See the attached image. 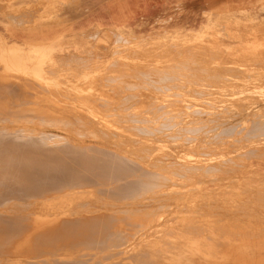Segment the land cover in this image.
Listing matches in <instances>:
<instances>
[{
	"label": "rangeland",
	"instance_id": "1",
	"mask_svg": "<svg viewBox=\"0 0 264 264\" xmlns=\"http://www.w3.org/2000/svg\"><path fill=\"white\" fill-rule=\"evenodd\" d=\"M244 2L248 10L234 7L226 12L222 6L203 13L197 28L183 23L170 28L167 21L160 20L153 33L144 34L99 21L93 15L94 0H0V19L5 20L0 27L6 26L7 33L13 26L20 30L40 26L43 31L53 26L68 40L54 38L42 44H51L54 60L43 65V81L12 74L0 65V144L32 145L37 151L32 154H50L37 164L21 160L23 170L18 171L24 177L11 174L17 179L4 169L15 161L11 153L6 158L0 154L5 159L0 158L1 174H7H0V184L7 182L0 185L4 189L0 194L13 189L0 199V218L13 219L16 228L23 225L18 227L20 231L10 227L20 236L0 241V264H77L78 260L79 264H264V4L259 3L264 0ZM22 41L19 46L23 49L28 43L39 45ZM44 145L53 152L44 155ZM68 162L74 164L72 170L65 168ZM49 171L64 175L57 176V184L48 183L52 187L40 189L47 187L42 179L49 178ZM89 173L95 174L90 177ZM9 176L17 181L11 183ZM13 193V201L6 199ZM44 228L57 234L52 232L51 237Z\"/></svg>",
	"mask_w": 264,
	"mask_h": 264
},
{
	"label": "bare ground",
	"instance_id": "2",
	"mask_svg": "<svg viewBox=\"0 0 264 264\" xmlns=\"http://www.w3.org/2000/svg\"><path fill=\"white\" fill-rule=\"evenodd\" d=\"M15 21V20H14ZM15 23H17V22H15ZM18 25V24H17ZM4 29H5V27L6 26H2ZM7 28V27H6ZM4 37V36H3ZM6 39H0V65H1V69L2 70H8L9 72L11 71V73L13 74V73H15V74H17V75H22V76H25V77H30V78H35V79H37V80H40V81H43V80H45L46 79V76L42 73L45 69H46V67H44L43 65L44 64H46V63H52L54 60H53V58H52V56H51V52L53 51V47L51 48V44H49V45H38V46H34V45H31V44H27L26 46V49H23V48H21V46H19L18 44H16V43H14L13 41H11L10 43H8V42H6L5 41ZM10 41V40H9ZM16 42V41H15ZM21 42H23L22 40H21ZM44 44V43H43ZM62 47V46H61ZM69 48V47H68ZM57 62V61H56ZM8 74V73H7ZM6 77V76H5ZM8 77V76H7ZM24 77V78H25ZM15 78H17V77H15ZM21 78V77H20ZM8 79V78H7ZM18 79V78H17ZM9 80V79H8ZM14 80V79H13ZM185 87V86H184ZM187 87V86H186ZM196 92V91H195ZM204 92V91H203ZM202 92V93H203ZM194 93V92H193ZM144 95V94H143ZM201 96V95H200ZM212 100V99H211ZM147 102V101H146ZM156 102V101H155ZM205 103V102H204ZM161 105V104H160ZM82 108V107H81ZM155 108V107H154ZM157 108V107H156ZM172 109V108H171ZM46 110V109H45ZM188 113V112H187ZM202 113V112H201ZM212 113V112H211ZM256 113V112H255ZM165 114V113H164ZM194 114V113H193ZM215 115V114H214ZM134 116V115H133ZM237 116V115H236ZM247 116V115H246ZM5 117V116H4ZM130 117V116H129ZM175 117V116H174ZM128 118V117H127ZM170 118V117H169ZM11 119V118H10ZM13 119V118H12ZM11 119V120H12ZM224 119V118H223ZM0 120H2V119H0ZM4 120V119H3ZM8 120V119H7ZM20 120V119H19ZM171 120V119H170ZM205 120V119H204ZM121 121V120H120ZM123 121V120H122ZM132 121V120H131ZM146 121H147V119H146ZM208 121V120H207ZM212 121H214V120H212ZM14 122H15V120H14ZM18 122V121H17ZM38 122V121H37ZM191 122V121H190ZM256 122H257V120H256ZM19 123V122H18ZM155 123V122H154ZM165 123V122H164ZM192 123V122H191ZM224 123V122H223ZM237 123V122H236ZM242 123V122H241ZM46 124V123H45ZM53 124H55V123H53ZM84 124V123H83ZM117 124V123H116ZM152 124V123H151ZM256 124V123H255ZM12 125V124H11ZM93 125V124H92ZM175 125V124H174ZM190 125V124H189ZM215 125H217V124H215ZM20 126V125H19ZM46 126V125H45ZM64 126V125H63ZM81 126V125H80ZM96 126V125H95ZM159 126V125H158ZM231 126V125H230ZM30 127V126H29ZM78 127V126H77ZM83 127V126H82ZM89 127V126H88ZM91 127V126H90ZM120 127V126H119ZM134 127V126H133ZM142 127V126H141ZM204 127V126H203ZM255 127V126H254ZM74 128V127H73ZM72 128V129H73ZM86 128V127H85ZM98 128V127H97ZM136 128V127H135ZM144 128V127H143ZM160 128V127H159ZM213 128V127H212ZM229 128V127H228ZM236 128V127H235ZM26 129V128H25ZM78 129V128H77ZM76 129V130H77ZM81 129V128H80ZM132 129V128H131ZM137 129V128H136ZM150 129V128H149ZM164 129V128H163ZM195 129V128H194ZM216 129V128H215ZM7 130V129H6ZM5 130V131H6ZM29 130H32V129H29ZM94 130V129H93ZM134 130V129H133ZM144 130H145V128H144ZM179 130V129H178ZM224 130H225V128H224ZM0 131H2V130H0ZM14 131V130H13ZM16 131V130H15ZM22 131V130H21ZM26 131V130H25ZM105 131V130H104ZM143 131V130H142ZM199 131V130H198ZM197 131V132H198ZM263 131V130H262ZM261 131V132H262ZM17 132V131H16ZM29 132V131H28ZM139 132V131H138ZM145 132V131H144ZM184 132V131H183ZM182 132V133H183ZM226 132V131H225ZM14 134H16L15 132H13ZM23 134H25V132H22ZM43 133V132H42ZM49 133V132H48ZM74 133H76V131L74 132ZM73 133V134H74ZM83 133V132H82ZM86 133V132H85ZM106 133H107V131H106ZM108 133H111V135L113 136V134H112V132H109L108 131ZM240 133V132H239ZM11 134V133H10ZM20 134V133H19ZM36 134V133H35ZM72 134V133H71ZM86 134H88V133H86ZM99 134H100V132H99ZM104 134V133H103ZM102 134V135H103ZM115 134V133H114ZM117 134V133H116ZM132 134V133H131ZM142 134H143V132H142ZM148 134V133H147ZM154 134V133H153ZM196 134V133H195ZM205 134V133H204ZM232 134V133H231ZM246 134V133H245ZM3 135V134H2ZM2 135H0L1 137H2ZM26 135V134H25ZM27 135H29V134H27ZM39 135V134H38ZM52 135V134H51ZM56 135V134H55ZM91 135H93L94 136V134H91ZM107 135V134H106ZM119 135V134H118ZM150 135V134H149ZM174 135V134H173ZM214 135V134H213ZM16 136V135H15ZM32 136H33V134H32ZM31 136V137H32ZM44 136V135H43ZM46 136V135H45ZM48 136V135H47ZM50 136V135H49ZM48 136V137H49ZM70 136V135H69ZM86 137H87V135H85ZM84 136V137H85ZM97 136H98V134H97ZM215 136H217V135H215ZM223 136H225V135H223ZM229 136H230V134H229ZM19 136H17V138H18ZM38 137V136H37ZM78 137V136H77ZM81 137V136H80ZM104 137V136H103ZM114 137V136H113ZM176 137H177V135H176ZM4 138V137H3ZM9 138H10V136H9ZM12 138V137H11ZM52 138V137H51ZM66 138V137H65ZM134 139H135V137H133ZM132 138V139H133ZM8 139V138H7ZM29 139V138H28ZM42 139V138H41ZM46 139V138H45ZM50 139V138H49ZM54 139V138H53ZM67 139V138H66ZM125 139V138H124ZM129 139V138H128ZM131 139V140H132ZM150 139V138H149ZM176 139V138H175ZM184 139H185V137H184ZM216 139V138H215ZM1 140V139H0ZM32 140V139H31ZM30 140V141H31ZM37 140V139H36ZM47 140V139H46ZM68 140V139H67ZM108 140V139H107ZM106 140V141H107ZM121 140H123V139H121ZM137 140V139H136ZM135 140V141H136ZM201 140V139H200ZM7 142H9V140H6ZM20 141V140H19ZM24 141V140H23ZM35 141V140H34ZM45 141V140H44ZM51 141V140H50ZM59 142V140H56V142ZM66 141V140H65ZM120 141V140H119ZM143 141V140H142ZM1 142H2V140H1ZM6 142V143H7ZM22 142V141H21ZM36 142V141H35ZM39 142V141H38ZM43 142V141H42ZM55 142V141H54ZM68 142H70L69 140H68ZM72 142H74L75 143V141H71V143ZM126 142V141H125ZM131 142V141H130ZM133 142H134V140H133ZM202 142V141H201ZM10 143V142H9ZM30 143V142H29ZM28 143V144H29ZM32 143H34V142H32ZM44 143V142H43ZM63 143H65V142H63ZM62 143V144H63ZM74 143H72V144H74ZM77 143V142H76ZM91 143V142H90ZM117 143H118V141H117ZM120 143H122V141L120 142ZM135 143V142H134ZM46 144V143H45ZM48 144H50V143H48ZM62 144H60V145H62ZM67 144V143H66ZM69 144V143H68ZM68 144L66 145V146H68ZM113 144H114V142H113ZM116 144V143H115ZM43 145V144H42ZM52 145H54V144H52ZM59 145V144H58ZM234 145V144H233ZM28 146V145H27ZM32 146V145H31ZM31 146H30V148H19V147H8L7 145H5L4 143L3 144H0V154L3 156V157H5V155L7 154V153H11V156L14 158V162H12V163H9V164H7L6 166H7V169L4 167V169H5V171L7 172V174H14V173H16V175L15 176H18L17 174H22V172H20L19 173V171L18 170H20V171H22L20 168H23V167H21V166H23V164H22V162H21V160H24V159H30V161H33V163L35 162L36 163V161H39V160H45L46 161V159L47 158H49L48 156L50 155H48V153H50V151L51 152H53L52 150H50L49 151V148L51 149V147L49 146L48 147V145L46 146V145H44V150L42 149H38L37 148V150H41V151H43L44 153H46V154H44V155H48V156H41L40 157V154H39V156H38V153L36 154H32L31 152L32 151H34V150H32V148H31ZM36 146V145H35ZM34 146V147H35ZM55 146V145H54ZM142 146V145H141ZM23 147V146H22ZM39 147H41V145L39 144ZM92 147V146H91ZM97 147V146H96ZM147 147V146H146ZM36 148V147H35ZM42 148H43V146H42ZM53 148H55V147H53ZM52 148V149H53ZM70 148V147H69ZM84 148V147H83ZM95 148V147H94ZM102 148V147H101ZM154 148V147H153ZM152 148V149H153ZM34 149V148H33ZM45 149H47L48 151H45ZM56 149V148H55ZM73 149V148H72ZM71 149V150H72ZM93 149V148H92ZM103 149V148H102ZM106 149H108V148H106ZM136 149V148H135ZM141 149V148H140ZM57 150V149H56ZM71 150H70V152H71ZM81 150H82V147H81ZM84 150V149H83ZM125 150V149H124ZM133 150V149H132ZM255 150V149H254ZM36 151V150H35ZM34 151V152H35ZM55 151V150H54ZM59 151V150H58ZM64 151V150H63ZM65 151H66V148H65ZM64 151V152H65ZM73 151V150H72ZM90 151H92V150H90ZM98 151V150H97ZM250 151V150H249ZM253 151V150H252ZM37 152V151H36ZM40 152V151H39ZM42 152V153H43ZM59 152H61V151H59ZM64 152H62V153H64ZM68 152V151H67ZM76 152V151H75ZM79 152V151H78ZM89 152V151H88ZM100 152V151H99ZM127 152V151H126ZM130 152V151H129ZM41 153V152H40ZM61 153V154H62ZM69 153V152H68ZM77 153V152H76ZM90 153V152H89ZM109 153V152H108ZM250 153V152H249ZM8 154V155H9ZM53 154V153H52ZM72 155H73V153H71ZM78 154V153H77ZM80 154H81V151H80ZM79 154V155H80ZM87 154V153H86ZM85 154V155H86ZM91 155H92V153H90ZM64 155V154H63ZM66 155V154H65ZM68 155V154H67ZM66 155V156H67ZM72 155H71V157H72ZM82 156H83V154H81ZM101 155H103V154H101ZM101 155H99V156H101ZM107 155H110V154H107ZM264 155V154H263ZM1 156V157H2ZM54 156V155H53ZM74 156H76V154L74 155ZM87 157H89L88 155H86ZM96 156H98V155H96ZM98 156V157H99ZM0 157V158H1ZM2 157V158H3ZM6 157H7V155H6ZM5 157V158H6ZM9 157V156H8ZM51 157V156H50ZM58 157V156H57ZM57 157H55L54 156V158H56L57 159ZM61 157V156H60ZM65 157V156H64ZM85 157V156H84ZM87 157H85V158H87ZM93 157V156H92ZM91 157V158H92ZM109 157V156H108ZM144 157H146V156H144ZM52 158V157H51ZM53 158V159H54ZM67 158H68V156H67ZM67 158H65V160L67 159ZM79 158V157H78ZM81 158H83V157H81ZM94 158V157H93ZM95 158H97V157H95ZM106 158V157H105ZM110 158H111V156H110ZM117 158V157H116ZM119 158V157H118ZM141 158V157H140ZM240 158V157H239ZM69 159V158H68ZM73 160H74V158H72ZM75 159H76V157H75ZM88 159V158H87ZM107 159V158H106ZM105 159V160H106ZM113 159V158H112ZM127 159V158H126ZM144 159V158H143ZM229 159V158H228ZM3 160L5 161V159L3 158ZM7 160V159H6ZM27 160V161H28ZM49 160V159H48ZM52 160V159H51ZM63 160V159H62ZM70 160V159H69ZM70 161V163L72 162V163H74V161ZM83 160V159H82ZM82 160H80V162L82 161ZM101 160H102V158H101ZM114 160L116 161V159L114 158ZM119 160V159H118ZM122 160V159H121ZM123 160H125V159H123ZM129 160V159H128ZM11 161V160H10ZM20 161V162H19ZM54 161V160H53ZM52 161V162H53ZM84 161H86V160H84ZM90 161V160H89ZM130 161V160H129ZM225 161V160H224ZM6 162H8V160L6 161ZM48 162H51V161H48ZM60 162V161H59ZM58 162V163H59ZM78 162V161H77ZM117 162V161H116ZM119 162V161H118ZM135 162V161H134ZM233 162V161H232ZM31 163V162H30ZM58 163H56L57 165H58ZM61 163V162H60ZM69 162H68V166H66L64 163V166H65V168L66 169H69L70 167H73L72 165H74V164H70ZM79 163V162H78ZM90 163H91V161H90ZM89 163V164H90ZM103 163V162H102ZM108 164H109V162H107ZM112 164H113V161L111 162ZM150 163V162H149ZM152 163V162H151ZM154 163V162H153ZM157 163V162H156ZM37 164V163H36ZM43 164H45V162L43 163ZM46 164H47V162H46ZM53 164V163H52ZM55 163H54V166L56 165ZM77 164V163H76ZM96 164V162H94V165ZM99 164V163H98ZM100 164H101V162H100ZM100 164H99V166H100ZM117 164V163H116ZM116 164H114L113 166H115ZM133 164V163H132ZM187 164V163H186ZM33 165H35V164H33ZM39 166H40V163L38 164ZM41 165H42V162H41ZM50 165V164H49ZM78 165V164H77ZM85 165H88V164H85ZM107 165V164H106ZM154 165V164H153ZM183 165V164H182ZM236 165V164H235ZM52 166V165H51ZM80 166H81V164H80ZM89 166V165H88ZM96 167H98L97 165H95ZM122 166V165H121ZM136 166V165H135ZM138 166H140V165H138ZM159 166V165H158ZM191 166V165H190ZM189 166V167H190ZM30 167V166H29ZM31 167H33L32 165H31ZM31 167H30V169H31ZM46 167V166H45ZM57 167V166H56ZM83 167V166H82ZM86 167V166H85ZM90 167V166H89ZM100 167H103V165L102 166H100ZM99 167V169H101ZM105 167V166H104ZM107 167V166H106ZM110 167H111V164H110ZM123 167V166H122ZM137 167V166H136ZM192 167V166H191ZM198 167V166H197ZM237 167V166H236ZM41 168V167H40ZM47 168V167H46ZM45 168V169H46ZM61 168V167H60ZM79 168H81V167H79ZM84 168V167H83ZM93 168V167H92ZM112 168V167H111ZM110 168V169H111ZM117 168V167H116ZM128 168V167H127ZM140 168V167H139ZM138 168V169H139ZM1 169H3V168H1ZM3 169V170H4ZM25 169V168H24ZM29 169V170H30ZM34 169V168H33ZM44 169V168H43ZM47 169H49V168H47ZM57 169V168H56ZM62 169V168H61ZM60 169V170H61ZM71 170H72V168H70ZM87 169H89V168H87ZM95 169V168H94ZM103 169V168H102ZM108 169V168H107ZM113 169H115V167H113ZM125 169V168H124ZM137 169V168H136ZM142 169V168H141ZM192 169H193V167H192ZM27 170V169H26ZM40 170V169H39ZM42 170V169H41ZM53 170V169H52ZM58 170V169H57ZM81 170H82V168H81ZM116 170V169H115ZM117 170H118V168H117ZM116 170V171H117ZM120 170V169H119ZM123 170V169H122ZM121 170V171H122ZM182 170V169H181ZM32 171V170H31ZM28 172V175L30 176V174H31V176H32V172ZM55 171V170H54ZM54 171H49L48 173H49V175H47V177L49 176V178H44V177H40V178H44V179H42L43 180V182L44 183H42V184H45L47 187H45L44 185H42L41 187H40V189H48V186H49V184H51V185H53V183H56L57 181V176L58 175H61L62 173V175H64V172H54ZM61 171H63V169L61 170ZM65 171V170H64ZM83 171V170H82ZM89 171H90V169H89ZM91 171H92V169H91ZM99 171V170H98ZM98 171H96V172H98ZM110 171V170H109ZM114 171V170H113ZM116 171H115V173L114 174H116ZM138 171V170H137ZM227 171H228V169H227ZM27 172V171H26ZM37 172V171H36ZM35 172V173H36ZM40 172V171H39ZM38 172V173H39ZM54 172V173H53ZM74 172V171H73ZM76 172V171H75ZM86 172V171H85ZM93 172V171H92ZM95 172V171H94ZM120 172V171H119ZM118 172V173H119ZM141 172V171H140ZM147 172V171H146ZM47 173V172H46ZM78 173H80L79 171L77 172V174ZM91 173V172H90ZM90 173H89V176L91 177L92 175H94L95 173H92V175H90ZM105 172L103 171V174H104ZM107 173V172H106ZM109 173V172H108ZM111 173V172H110ZM135 173V172H134ZM137 173V172H136ZM142 173V172H141ZM145 173V172H144ZM0 174H1V171H0ZM4 174V176L5 177H7V174H5V172L3 173ZM3 174H1L2 176H3ZM44 174V173H43ZM43 174H41V175H43ZM66 174H68L67 172H66ZM66 174H65V176H66ZM76 174V175H77ZM101 174V173H100ZM99 174V175H100ZM120 174V173H119ZM177 174V173H176ZM185 174V173H184ZM14 175H11V176H13V177H15ZM24 175V172H23V174H22V176ZM27 174L25 173V176H26ZM26 176V177H29V176ZM61 175V176H62ZM75 175V174H74ZM81 175V174H80ZM102 175V174H101ZM106 175V174H105ZM104 175V176H105ZM124 175V174H123ZM135 175H137V174H135ZM134 175V176H135ZM138 175H140V174H138ZM1 176V177H2ZM11 176H9L11 179H12V177ZM21 176V175H20ZM30 176V177H31ZM43 176H45V175H43ZM89 176H87V177H89ZM108 177H109V174L107 175ZM116 176V175H115ZM141 176V175H140ZM146 176V175H145ZM144 176V177H145ZM24 177V176H23ZM26 177L25 178H22V179H26ZM69 177V176H68ZM77 177V176H76ZM96 177V176H95ZM161 177V176H160ZM235 177H237V176H235ZM10 178H6L7 179V181H8V183H9V181H10ZM16 178V177H15ZM15 178H13L14 180H15ZM19 178V177H18ZM35 178V177H34ZM59 179L61 178L62 179V177H58ZM102 178V177H101ZM114 178V177H113ZM121 178V177H120ZM124 178V177H123ZM122 178V179H123ZM134 177L132 176V179H133ZM147 178H149L148 176H147ZM151 178V177H150ZM149 178V179H150ZM157 178V177H156ZM218 178V177H217ZM2 179V178H1ZM4 179V178H3ZM12 179V181H11V183L14 181ZM17 179V178H16ZM32 179V178H31ZM39 179V178H38ZM77 179V178H76ZM75 179V180H76ZM79 179H80V177H79ZM88 179V178H87ZM92 179V178H91ZM94 179V178H93ZM92 179V180H93ZM122 179H121V181H122ZM153 179V178H152ZM29 180V179H28ZM42 180H40V182H42ZM74 180V179H73ZM72 180V181H73ZM74 180V181H75ZM95 180V179H94ZM106 180V179H105ZM108 180V179H107ZM114 179H112V181H113ZM116 180V179H115ZM118 180V179H117ZM134 180V179H133ZM139 180V179H138ZM142 180V179H141ZM156 180V179H155ZM161 180V179H160ZM201 180V179H200ZM15 181H17V180H15ZM30 181V180H29ZM59 181V180H58ZM90 181V180H89ZM127 181V180H126ZM125 181V182H126ZM129 181H131V180H129ZM140 181V180H139ZM144 181V180H143ZM148 181V180H147ZM146 181V182H147ZM5 182V181H4ZM19 182V181H18ZM23 182V181H22ZM32 182V181H31ZM47 184H46V183ZM62 182V181H61ZM97 182V181H96ZM107 182V181H106ZM114 182V181H113ZM113 182H110L109 181V183H113ZM137 182V181H136ZM2 184H0V185H5V184H7V182L6 183H4L3 184V182H1ZM16 182H14V184H15ZM25 183V182H24ZM28 183H30V182H28ZM28 183H26L25 185L26 186H28V185H30V184H28ZM49 183V184H48ZM58 183H60V182H58ZM69 183V182H68ZM75 183V182H74ZM73 183V184H74ZM121 183V182H120ZM138 183V182H137ZM136 183V184H137ZM141 183V185H142V182H140ZM144 183V182H143ZM28 184V185H27ZM38 184V183H37ZM57 184V183H56ZM63 184H64V181H63ZM86 184V183H85ZM96 184H99V183H96ZM102 184V183H101ZM108 184V183H107ZM119 184V183H118ZM125 184V183H124ZM146 184H148V183H146ZM10 184H8V186H9ZM12 185V184H11ZM33 185V182H32V184H31V186ZM49 186V187H52V186ZM61 185V184H60ZM121 185V184H120ZM139 185V184H138ZM160 185V184H159ZM23 186V185H22ZM64 186V185H63ZM80 186V185H79ZM90 186V185H89ZM108 186V185H107ZM144 186H146V185H144ZM149 185H147L146 187H148ZM153 186V185H152ZM155 186V185H154ZM164 186V185H163ZM3 187V186H2ZM13 188H14V185L12 186ZM11 187V188H12ZM16 187V186H15ZM18 187V186H17ZM16 187V188H17ZM21 187V186H20ZM37 187V186H36ZM56 187V186H55ZM54 186H53V188H55ZM114 187V186H113ZM116 187V186H115ZM141 186H139L138 188H140ZM9 188H10V186H9ZM8 188V189H9ZM16 188H15V191H17L16 190ZM32 188V187H31ZM72 188V187H71ZM76 188H78V187H76ZM86 188V187H85ZM142 188V187H141ZM150 188V187H149ZM7 189V188H6ZM18 190H19V188H17ZM25 189V188H24ZM27 189V188H26ZM43 189V190H44ZM68 189V188H67ZM108 189V188H107ZM111 189H112V187H111ZM152 189V188H151ZM3 191H4V189H2ZM1 189H0V191H2ZM28 190V189H27ZM33 190H34V188H33ZM33 190H30V191H33ZM38 190V189H37ZM50 190V189H49ZM51 190H52V188H51ZM50 190V191H51ZM60 190V189H59ZM113 190H115V189H113ZM13 192V189L12 190H10V192ZM15 191H14V193H15ZM39 191V190H38ZM41 191V190H40ZM98 191V190H97ZM110 191H112V190H110ZM123 191V190H122ZM159 191V190H158ZM242 191V190H241ZM260 191V190H259ZM6 192V191H5ZM5 192H3V193H5ZM7 192H8V190H7ZM6 192V194H8V193H10V192H8L7 193ZM49 192V191H48ZM52 192H54V191H52ZM62 191H60V193H61ZM77 192V191H76ZM105 192H107V190H105ZM115 192V191H114ZM263 192V191H262ZM1 193V192H0ZM13 193V195H11L10 194V196L9 197H7L6 199H9L11 196H13L14 197V194ZM18 193V192H17ZM35 193V192H34ZM45 193V192H44ZM50 193V192H49ZM73 193V192H72ZM83 193V192H82ZM87 193V192H86ZM113 193V192H112ZM111 193V194H112ZM127 193V192H126ZM145 193V192H144ZM143 193V194H144ZM6 194H4L3 196L4 197H6ZM22 194V193H21ZM40 194V193H39ZM38 194V195H39ZM57 194H58V192H57ZM98 194V193H97ZM114 194V193H113ZM113 194H112V196H113ZM128 194V193H127ZM138 194V193H137ZM141 194V193H140ZM165 194V193H164ZM263 194V193H262ZM261 194V195H262ZM1 195V194H0ZM17 195V194H16ZM28 195V194H27ZM35 195V194H34ZM103 195V194H102ZM122 195V194H121ZM150 195H151V193H150ZM153 195V194H152ZM233 195H234V193H233ZM250 195V194H249ZM2 195L0 196V199H1V197L4 199V197H3ZM19 196V195H18ZM18 196H15V197H18ZM26 195H24L23 196V198L25 197ZM30 196H31V194H30ZM48 196V195H47ZM97 196V195H96ZM103 196H105V194L103 195ZM115 196V195H114ZM142 196V195H141ZM140 196V197H141ZM143 196H145V195H143ZM165 196V195H164ZM163 196V197H164ZM204 196V195H203ZM256 196V195H255ZM254 196V197H255ZM45 197V196H44ZM58 197V196H57ZM100 197V196H99ZM102 197V196H101ZM123 197V196H122ZM122 197H118V199L119 198H122ZM128 197H131V196H128ZM128 197L127 198H125V199H128ZM133 197V196H132ZM138 197V196H137ZM139 197V198H140ZM154 197V196H153ZM28 198V197H27ZM59 198V197H58ZM123 198V199H124ZM146 198V197H145ZM148 198V197H147ZM151 198V197H150ZM149 198V199H150ZM225 198V197H224ZM239 198V197H238ZM244 198V197H243ZM263 199H264V197H262ZM5 199V200H6ZM11 200H12V198H10ZM21 199V198H20ZM25 199V198H24ZM35 199V198H34ZM92 199V198H91ZM115 199H117V198H115ZM117 199V200H118ZM122 199V200H123ZM131 199V198H130ZM142 199H144V197L142 198ZM165 199V198H164ZM197 199V198H196ZM241 199V198H240ZM258 199V198H257ZM10 200V201H11ZM13 200H14V198H13ZM12 200V201H13ZM17 200H18V198H17ZM21 200H23V199H21ZM30 200V199H29ZM28 200V201H29ZM101 200V199H100ZM103 200V199H102ZM139 200H141V199H139ZM156 200V199H155ZM220 200V199H219ZM223 200V199H222ZM227 200V199H226ZM230 200V199H229ZM1 201H2V199H1ZM4 201V200H3ZM8 201V200H7ZM20 201V200H19ZM33 201V200H32ZM31 201V202H32ZM104 201V200H103ZM109 201V200H108ZM157 201V200H156ZM161 201V200H160ZM218 201V200H217ZM231 201V200H230ZM229 201V202H230ZM259 201V200H258ZM6 202V201H5ZM18 202V201H17ZM25 202H27V201H25ZM30 202V201H29ZM34 202V201H33ZM89 202V201H88ZM88 202L86 203V205L88 204ZM91 202V201H90ZM100 202V201H99ZM117 202H119V201H117ZM170 202V201H169ZM168 202V203H169ZM209 202V201H208ZM207 202V203H208ZM222 202V201H221ZM234 202V201H233ZM246 202V201H245ZM251 202V201H250ZM9 203V202H8ZM11 203V202H10ZM37 203V202H36ZM81 203V202H80ZM84 203V204H85ZM92 203V202H91ZM98 203V202H97ZM96 203V204H97ZM147 203V202H146ZM158 203V202H157ZM167 203V204H168ZM228 203V202H227ZM16 204V203H15ZM43 204V203H42ZM79 204V203H78ZM166 204V205H167ZM188 204V203H187ZM251 204V203H250ZM6 205V204H5ZM20 205V204H19ZM33 205V204H32ZM40 205H41V203H40ZM75 205H77V204H75ZM90 205H93V204H90ZM106 205V204H105ZM109 205V204H108ZM114 205V204H113ZM138 205V204H137ZM144 205V204H143ZM147 205H149V204H147ZM241 205V204H240ZM7 206H8V204H7ZM17 206H18V204H17ZM45 206V205H44ZM83 206V205H82ZM85 206V205H84ZM89 206V205H88ZM97 206H98V204H97ZM139 206H140V204H139ZM138 206V207H139ZM145 206V205H144ZM154 206H156V205H154ZM161 206H164V205H161ZM170 206V205H169ZM198 206V205H197ZM263 206V205H262ZM81 207V206H80ZM99 207V206H98ZM107 207H110V206H107ZM122 207V206H121ZM166 207V206H165ZM237 207V206H236ZM75 208V207H74ZM87 208V207H86ZM141 208V207H140ZM217 208V207H216ZM223 208V207H222ZM225 208H227V207H225ZM121 209V208H120ZM130 209V208H129ZM182 209V208H181ZM248 209V208H247ZM246 209V210H247ZM253 209V208H252ZM8 210H10V209H8ZM14 210V209H13ZM16 210V209H15ZM73 210V209H72ZM75 210V209H74ZM107 210V209H106ZM115 210V209H114ZM122 210V209H121ZM120 210V211H121ZM189 210V209H188ZM208 210V209H207ZM226 210V209H225ZM244 210V209H243ZM260 210V209H259ZM65 211V210H64ZM119 211V212H120ZM209 211V210H208ZM235 211V210H234ZM61 212V211H60ZM71 212V211H70ZM126 212V211H125ZM159 212V211H158ZM164 212V211H163ZM186 212V211H185ZM214 212V211H213ZM238 212V211H237ZM242 212V211H241ZM39 213H41V212H39ZM115 213V212H114ZM118 213V212H117ZM230 213V212H229ZM3 214V213H2ZM11 214V213H10ZM9 214V215H10ZM27 214V213H26ZM30 214V213H29ZM104 214V213H103ZM212 214V213H211ZM4 215V214H3ZM31 215V214H30ZM111 215H112V213H111ZM233 215V214H232ZM16 215H14V217H15ZM73 216V215H72ZM91 216V215H90ZM99 216V215H98ZM123 216V215H122ZM149 216V215H148ZM220 216H222V215H220ZM7 217V216H6ZM85 217V216H84ZM194 217V216H193ZM212 217V216H211ZM216 217V216H215ZM17 218H19V217H17ZM24 218V217H23ZM23 218H22V221H23ZM86 218V217H85ZM78 219V218H77ZM231 219V218H230ZM232 219H234V218H232ZM15 220V219H14ZM18 220V219H17ZM17 220H15L16 221V226H18V224L19 223H17L18 221ZM21 220V219H20ZM25 221H26V219H24ZM65 220V219H64ZM92 220H93V218H92ZM97 220V219H96ZM32 221V220H31ZM70 221V220H69ZM88 221H89V219H88ZM90 221H91V219H90ZM94 221H95V218H94ZM120 221V220H119ZM229 221V220H228ZM61 222V221H60ZM82 222V221H81ZM86 222V221H85ZM99 222V221H98ZM197 222V221H196ZM83 223V222H82ZM94 223V222H93ZM104 223V222H103ZM117 223V222H116ZM120 223V222H119ZM15 223H14V221H13V219H6V218H0V241L2 240V239H5V240H7V236H18L17 235V232H16V229L18 228V227H20V225L16 228L15 227V225H14ZM30 224V223H29ZM84 225L86 224V223H83ZM97 224V223H96ZM99 224H100V222H99ZM127 224V223H126ZM14 225V228H16V229H14V228H11V229H13V230H15V232L14 231H11V229H10V227L11 226H13ZM64 225H66V224H64ZM71 225V224H70ZM108 225V224H107ZM139 225V224H138ZM164 225H166V224H164ZM202 225V224H201ZM23 225H21V227H22ZM26 226V225H25ZM73 226V225H72ZM90 226H91V224H90ZM102 226H104V225H102ZM113 226V225H112ZM140 226V225H139ZM138 226V227H139ZM21 227H20V229H21ZM29 227V226H28ZM62 227V226H61ZM60 227V228H61ZM64 227V226H63ZM69 227V226H68ZM74 227V226H73ZM78 227V226H77ZM82 227V226H81ZM94 228H96V226H93ZM97 227H100L101 228V226L99 225V226H97ZM105 227V226H104ZM135 227V226H134ZM181 227V226H180ZM71 229H72V227H70ZM91 228V227H90ZM90 228H88V229H90ZM110 228V227H109ZM152 228V227H151ZM158 228V227H157ZM205 228V227H204ZM20 229L18 228L17 230H19L20 231ZM27 229V228H26ZM30 229V228H29ZM44 229H46V228H44ZM59 229V228H58ZM57 229V230H58ZM67 229V228H66ZM69 229V228H68ZM70 229V230H71ZM79 229V228H78ZM88 229H86V230H88ZM112 229V228H111ZM119 229H121V228H119ZM144 229V228H143ZM60 230V229H59ZM65 230V229H64ZM63 230V231H64ZM72 230H74V229H72ZM94 230V229H93ZM97 230V229H96ZM107 230V229H106ZM151 230H153V229H151ZM167 230V229H166ZM165 230V231H166ZM172 230V229H171ZM178 230V229H177ZM46 231L48 232L47 234H50V236L54 233L53 231V229H46ZM76 231H78V230H76ZM76 231H73V232H76ZM84 231V230H83ZM89 231V230H88ZM116 231V230H115ZM129 231V230H128ZM159 231H160V229H159ZM203 231V230H202ZM207 231V230H206ZM42 232V231H41ZM53 232V233H52ZM57 232V231H56ZM55 232V233H56ZM61 231H59V233H60ZM92 232V231H91ZM100 231H98V233H99ZM112 232V231H111ZM131 232V231H130ZM138 232V231H137ZM137 232H136V234H137ZM146 232V231H145ZM151 232V231H150ZM149 232V233H150ZM54 233V234H55ZM88 233H90V232H88ZM114 233V232H113ZM124 233H125V231H124ZM133 233V231L130 233V234H132ZM190 233V232H189ZM194 233V232H193ZM202 233V232H201ZM230 233V232H229ZM38 234V233H37ZM41 234V233H40ZM57 234V233H56ZM66 234V233H65ZM70 234V233H69ZM79 234V233H78ZM81 234V233H80ZM79 234V235H80ZM83 234V233H82ZM86 234V233H85ZM84 234V235H85ZM121 234V233H120ZM119 234V235H120ZM129 234V235H130ZM140 234V233H139ZM174 234V233H173ZM181 234V233H180ZM187 234V233H186ZM191 234V233H190ZM197 234V233H196ZM200 234V233H199ZM42 235V234H41ZM41 235H38V236H41ZM46 235V234H45ZM63 235V234H62ZM61 235V236H62ZM73 235V234H72ZM77 235V234H76ZM87 235V234H86ZM89 235V234H88ZM92 235H95V234H92ZM114 235V234H113ZM134 235V234H133ZM149 235V234H148ZM166 235V234H165ZM256 235V234H255ZM20 236V235H19ZM44 236V235H43ZM70 236V235H69ZM74 236V235H73ZM108 236V235H107ZM106 236V237H107ZM125 236V235H124ZM162 236V235H161ZM187 236V235H186ZM207 236V235H206ZM223 236V235H222ZM52 237V236H51ZM50 237V238H51ZM93 237V236H92ZM104 237V236H103ZM106 237H104L105 239H106ZM109 237V236H108ZM116 237V236H115ZM123 237V236H122ZM157 237V236H156ZM159 237V236H158ZM157 237V238H158ZM167 237V236H166ZM168 237H169V234H168ZM168 237H167V239H168ZM15 238V237H14ZM35 238H37V236L35 237ZM40 238V237H39ZM53 238H55V237H53ZM57 238V237H56ZM74 238V237H73ZM79 238V237H78ZM89 238H90V236H89ZM117 238V237H116ZM119 238V237H118ZM121 238V237H120ZM161 238H163V236L161 237ZM160 238V239H161ZM170 238V237H169ZM210 238V237H209ZM72 239V238H71ZM102 239V238H101ZM115 239V238H114ZM138 239V238H137ZM153 239V238H152ZM156 239V238H155ZM159 239V240H160ZM173 239V238H172ZM186 239V238H185ZM191 239V238H190ZM208 239V238H207ZM214 239V238H213ZM9 240V239H8ZM11 240V239H10ZM100 240V239H99ZM109 240V239H108ZM111 240V239H110ZM124 240V239H123ZM165 240V239H164ZM176 240H178V239H176ZM180 240V239H179ZM50 241H51V239H50ZM79 241V240H78ZM83 241V240H82ZM95 241V240H94ZM97 241H98V239H97ZM102 241V240H101ZM148 241H150V240H148ZM147 241V242H148ZM37 242V241H36ZM46 242V241H45ZM44 242V243H45ZM55 242V241H54ZM106 242V241H105ZM112 242V241H111ZM115 242V241H114ZM126 242H128V241H126ZM153 242L155 243V240H153ZM160 242V241H159ZM181 242H183V241H181ZM181 242H178V243H181ZM190 242V241H189ZM189 242H187V243H189ZM195 242V241H194ZM263 242V241H262ZM2 243V242H1ZM39 243V242H38ZM44 243H42V244H44ZM53 243V242H52ZM68 243V242H67ZM85 243H87V246H88V244L90 243H88V242H85ZM103 243H104V241H103ZM102 243V244H103ZM149 243V242H148ZM148 243H146V244H148ZM225 243V242H224ZM41 244V245H42ZM96 244H99V242L98 243H96ZM95 244V245H96ZM101 244V243H100ZM101 244V245H102ZM105 244H107V243H105ZM109 244H110V241H109ZM115 244V243H114ZM150 244H152V243H150ZM183 244V243H182ZM181 244V245H182ZM200 244V243H199ZM69 245V244H68ZM85 245V244H84ZM90 245H92V244H90ZM135 245V244H134ZM143 245V244H142ZM145 245V244H144ZM143 245V246H144ZM37 246H40V245H37ZM44 246V245H43ZM49 246V245H48ZM56 246V245H55ZM72 246V245H71ZM79 246V245H78ZM98 246V245H97ZM111 246V245H110ZM112 246H114V245H112ZM130 246V245H129ZM153 246H154V244H153ZM178 246H179V244H178ZM218 246V245H217ZM225 246V245H224ZM234 246V245H233ZM251 246H253V245H251ZM69 247V246H68ZM84 247V246H83ZM90 247H93V246H90ZM99 247V246H98ZM97 247V248H98ZM126 247V246H125ZM131 247V246H130ZM139 247H141V246H139ZM145 247V246H144ZM155 247V246H154ZM157 247V246H156ZM155 247V248H156ZM165 247V246H164ZM194 247V246H193ZM200 247V246H199ZM202 247V246H201ZM263 247V246H262ZM96 248V249H97ZM103 248V247H102ZM108 248V247H107ZM112 248V247H111ZM218 248V247H217ZM36 249V248H35ZM71 249H73V248H71ZM100 249V248H99ZM98 249V250H99ZM104 249V248H103ZM110 249V248H109ZM139 249V248H138ZM151 249H153V248H151ZM164 249V248H163ZM186 249V248H185ZM38 250V249H37ZM95 250V249H94ZM105 250V249H104ZM122 250V249H121ZM145 250V249H144ZM166 250V249H165ZM183 250V249H182ZM198 250V249H197ZM216 250V249H215ZM41 251V250H40ZM114 251V250H113ZM128 251V250H127ZM140 251V250H139ZM150 251V250H149ZM154 251V250H153ZM175 251V250H174ZM178 251V250H177ZM201 251V250H200ZM117 252V251H116ZM134 252V251H133ZM143 252V251H142ZM141 252V253H142ZM145 252V251H144ZM188 252V251H187ZM203 252V251H202ZM119 253V252H118ZM135 253V252H134ZM140 253V252H139ZM146 253V252H145ZM213 253V252H212ZM218 253V252H217ZM112 254H114V252L112 253ZM116 254V253H115ZM162 254V253H161ZM194 254H196V253H194ZM199 254V253H198ZM197 254V255H198ZM207 254V253H206ZM242 254V253H241ZM87 255V254H86ZM132 255V257H133V253L131 254ZM137 255V254H136ZM147 255V257H148V254H146ZM154 255H155V252H154ZM183 255V254H182ZM186 255H188V254H186ZM213 255V254H212ZM78 256V255H77ZM103 256V255H102ZM112 256V255H111ZM144 256V255H143ZM152 256V255H151ZM189 256V255H188ZM209 256V255H208ZM79 257V256H78ZM100 257V256H99ZM98 257V258H99ZM105 257V256H104ZM107 257V256H106ZM136 257H138V256H136ZM146 257V258H147ZM165 257V256H164ZM163 257V258H164ZM170 257V256H169ZM178 257V256H177ZM182 257V256H181ZM184 257V256H183ZM182 257V258H183ZM202 257V256H201ZM212 257V256H211ZM244 257V256H243ZM60 258V257H59ZM103 258V257H102ZM128 258V257H127ZM143 258V257H142ZM171 258V257H170ZM186 258V257H185ZM203 258V257H202ZM90 259V258H89ZM104 259V258H103ZM135 259V258H134ZM144 259V258H143ZM175 259V258H174ZM198 259V258H197ZM229 259V258H228ZM91 260V259H90ZM139 260H141V258L139 259ZM172 260V259H171ZM206 260V259H205ZM66 261V260H65ZM88 261V260H87ZM95 261V260H94ZM136 261V260H135ZM147 261H148V259H147ZM169 261V260H168ZM181 261V260H180ZM180 261H178L179 263H180ZM199 261V260H198ZM203 261V260H202ZM209 261V260H208ZM230 261V260H229ZM5 262V261H4ZM8 262V261H7ZM12 262V261H11ZM72 262V261H71ZM74 262H76V261H74ZM80 262H82V261H80ZM96 262H97V260H96ZM129 262H132V261H129ZM150 262V261H149ZM226 262V261H225ZM34 263V262H33ZM85 263L87 264V262L85 261ZM84 263V264H85ZM106 263V262H105ZM115 263V262H114ZM113 263V264H114ZM128 263V262H127ZM171 263V262H170ZM186 263V262H185ZM184 263V264H185ZM214 263V262H213ZM217 263V262H216ZM221 263V262H220ZM229 263V262H228ZM234 263H235V261H234ZM30 264V263H29ZM47 264V263H46ZM77 264H79V260L77 261ZM91 264V263H90ZM93 264V263H92ZM112 264V263H111ZM120 264V263H119ZM134 264V263H133ZM143 264H144V262H143ZM152 264V263H151ZM172 264V263H171ZM192 264V263H191ZM202 264V263H201ZM212 264V263H211ZM219 264V263H218Z\"/></svg>",
	"mask_w": 264,
	"mask_h": 264
},
{
	"label": "crops",
	"instance_id": "3",
	"mask_svg": "<svg viewBox=\"0 0 264 264\" xmlns=\"http://www.w3.org/2000/svg\"><path fill=\"white\" fill-rule=\"evenodd\" d=\"M244 1L245 0H94L93 15L96 16L99 21H107L110 25L121 24L128 32L134 31L145 34L153 33L154 27L158 25L160 20L167 21L170 28L180 23L190 24L192 27L197 28V24L204 19L203 13H212L222 6L225 8L226 12L234 7L248 10V8H246L247 4ZM259 3L264 4V2ZM2 22H5V20L0 19V23ZM15 22L16 21H14V23ZM38 27L40 26H36L32 30H30L31 28L20 30L13 26L12 31L7 33L1 26L0 39H18L16 41L18 45L21 43L19 39L29 40L39 45L54 38H60L61 42L66 41L58 31V27L53 28V26H48L45 31ZM119 29L120 28H116L118 32L120 31ZM118 35L120 36L121 34L118 33ZM64 54L65 53L62 55Z\"/></svg>",
	"mask_w": 264,
	"mask_h": 264
}]
</instances>
